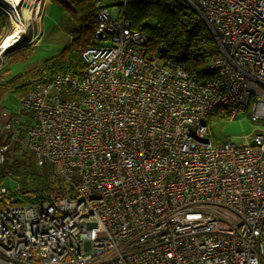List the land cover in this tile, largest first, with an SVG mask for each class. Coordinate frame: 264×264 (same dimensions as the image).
<instances>
[{
    "label": "built area",
    "instance_id": "built-area-1",
    "mask_svg": "<svg viewBox=\"0 0 264 264\" xmlns=\"http://www.w3.org/2000/svg\"><path fill=\"white\" fill-rule=\"evenodd\" d=\"M136 1L96 0L80 75L0 105V163L50 164L70 191L21 203L0 186V264H264V129L208 130L264 124V0H181L218 50L204 78L109 9Z\"/></svg>",
    "mask_w": 264,
    "mask_h": 264
},
{
    "label": "trees",
    "instance_id": "trees-1",
    "mask_svg": "<svg viewBox=\"0 0 264 264\" xmlns=\"http://www.w3.org/2000/svg\"><path fill=\"white\" fill-rule=\"evenodd\" d=\"M51 2L60 4L64 11L63 13L57 10L52 18L57 20L58 17L65 15L66 24L76 30V36L68 44L57 46V51L41 57L13 74H11L12 66L27 60L35 49L40 48H36L37 46L25 48L23 45L7 55L0 66V105L7 107L3 101L6 95L20 100L29 89L48 82L56 74L80 75L84 68L81 53L95 41L96 0H67L66 2L51 0ZM118 5H120L121 16L129 21L131 28L146 34L145 49L148 53L158 52L164 58L179 61L189 74L204 78L205 62L208 58L216 56L218 50L214 40L209 35H203L206 26L189 6L181 0H137L135 3H127L123 6L119 3ZM48 12L51 14V7ZM9 19L8 11L0 5V38L5 34L2 32L8 25ZM159 47L163 50L159 51ZM6 76L8 77L4 79ZM26 113L23 112V115L26 116ZM31 162L30 158L28 163L22 160L0 163V179L5 173L21 175V167L30 165ZM36 167L32 177L35 188L18 191L26 202L32 201L29 197L32 193H34L33 200H42L70 192L52 165L43 164ZM16 201L26 203L19 198Z\"/></svg>",
    "mask_w": 264,
    "mask_h": 264
},
{
    "label": "rangeland",
    "instance_id": "rangeland-1",
    "mask_svg": "<svg viewBox=\"0 0 264 264\" xmlns=\"http://www.w3.org/2000/svg\"><path fill=\"white\" fill-rule=\"evenodd\" d=\"M62 1L66 2L67 0ZM117 5L118 4H115L109 8L113 16L117 14ZM50 7L51 14L48 12ZM27 10L29 15L22 40L0 54L3 57V61H5V57L7 55H9L13 50L21 48L23 45L25 48L37 46L36 48L40 49H35L31 57L27 60L16 63L14 66H12L11 74L23 70L32 62L38 61L41 57L47 56L57 51V46H64L68 44L76 36V30L66 24L65 15L60 18L58 17L57 20L52 18V15L57 10L64 13L62 7L57 2L52 3L51 0H32V3L29 4ZM12 25V21L9 19L8 25L5 27L2 34L4 32H8ZM35 36H40V45L29 44V41ZM8 76L4 77V79ZM3 101L4 104L13 112L18 108V98H15L11 95H6ZM257 129H264V124L252 122L245 114H238L232 120L213 119L208 124L210 139L213 143L224 139L233 141L235 143H242L249 139L252 133ZM35 165L36 164L32 159L30 165H23V167H21V175L17 176L12 175L11 173H5V175L0 179V185L7 188L8 191L16 197V199L19 198L20 201L26 202L24 197H22V194H20L18 191H27L30 188H35V184L33 183L34 180L32 178L37 168ZM39 170L40 169H38V171ZM32 195H34V193H32ZM32 195L29 194V197L33 200Z\"/></svg>",
    "mask_w": 264,
    "mask_h": 264
},
{
    "label": "bare ground",
    "instance_id": "bare-ground-1",
    "mask_svg": "<svg viewBox=\"0 0 264 264\" xmlns=\"http://www.w3.org/2000/svg\"><path fill=\"white\" fill-rule=\"evenodd\" d=\"M10 7L15 10L18 16V21L12 25L7 35L0 42V53L6 49L12 47L16 43L20 42L23 38L22 30H25V24L23 19H27L29 12L28 6L32 3V0H6ZM40 36H35L29 41L30 45H40Z\"/></svg>",
    "mask_w": 264,
    "mask_h": 264
},
{
    "label": "water",
    "instance_id": "water-1",
    "mask_svg": "<svg viewBox=\"0 0 264 264\" xmlns=\"http://www.w3.org/2000/svg\"><path fill=\"white\" fill-rule=\"evenodd\" d=\"M7 33H8V32H6V33L4 34V36L2 37V39L7 35ZM2 39H1V40H2ZM1 40H0V42H1Z\"/></svg>",
    "mask_w": 264,
    "mask_h": 264
}]
</instances>
